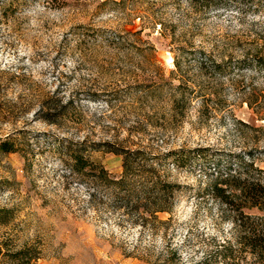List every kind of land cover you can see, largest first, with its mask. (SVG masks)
Listing matches in <instances>:
<instances>
[{
  "label": "rangeland",
  "instance_id": "obj_1",
  "mask_svg": "<svg viewBox=\"0 0 264 264\" xmlns=\"http://www.w3.org/2000/svg\"><path fill=\"white\" fill-rule=\"evenodd\" d=\"M255 52L264 0H0V141L25 152L0 151V264H222V246L248 261L204 187L249 162L264 182V70L239 62ZM54 103L66 108L49 123ZM50 135L205 156L166 164L173 205L140 226L85 210ZM90 157L120 173V155Z\"/></svg>",
  "mask_w": 264,
  "mask_h": 264
},
{
  "label": "trees",
  "instance_id": "obj_2",
  "mask_svg": "<svg viewBox=\"0 0 264 264\" xmlns=\"http://www.w3.org/2000/svg\"><path fill=\"white\" fill-rule=\"evenodd\" d=\"M239 62L264 70V54L259 52ZM212 65L218 67V64ZM50 105L54 106V110L44 112V119L55 123L56 117L64 113L66 104ZM47 142L44 149L59 156V176L64 185L73 184L83 190L81 201L85 203V210L115 214L119 222L126 220L140 226L158 221L157 213L169 211L173 205L180 185L167 179L166 164L182 167L195 157L205 156L202 154L203 148L199 147H180L152 154L139 147L115 146L109 142L88 141L86 138L50 135ZM99 150L120 155L121 170L116 177L90 157L91 152ZM0 151L10 153L23 149L12 140L3 139L0 141ZM240 167L232 171L215 167V176L204 187V192L234 213L233 221L240 228L238 243L244 255L250 256L248 261L242 256L243 262L240 264H264V218L244 212V209L250 208L264 211L262 171L252 167L250 162ZM8 212L9 209L0 208V223L6 221ZM222 249L226 251L221 256L222 264H238L233 260L230 246H222ZM26 251L20 249L16 254L24 257Z\"/></svg>",
  "mask_w": 264,
  "mask_h": 264
}]
</instances>
